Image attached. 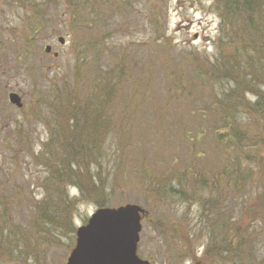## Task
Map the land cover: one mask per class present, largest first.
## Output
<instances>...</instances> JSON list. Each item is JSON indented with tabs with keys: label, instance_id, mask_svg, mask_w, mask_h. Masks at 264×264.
Instances as JSON below:
<instances>
[{
	"label": "rangeland",
	"instance_id": "rangeland-1",
	"mask_svg": "<svg viewBox=\"0 0 264 264\" xmlns=\"http://www.w3.org/2000/svg\"><path fill=\"white\" fill-rule=\"evenodd\" d=\"M131 1L135 15H117L114 34L92 13L69 38L63 0L54 12L46 0H0V264H65L96 209L126 204L146 212L137 252L152 264H264V225L247 233L250 250L231 239L228 213L214 216L224 148L209 129L217 42L234 52L264 37V0L223 21L215 0ZM244 123L264 142L261 124ZM204 124V137L187 136ZM76 135L93 139L95 161L67 165L84 152L69 146Z\"/></svg>",
	"mask_w": 264,
	"mask_h": 264
},
{
	"label": "trees",
	"instance_id": "trees-1",
	"mask_svg": "<svg viewBox=\"0 0 264 264\" xmlns=\"http://www.w3.org/2000/svg\"><path fill=\"white\" fill-rule=\"evenodd\" d=\"M113 0H63L66 7V18H68V36L75 37L78 31H83L87 14H100L97 23L103 18L110 21L104 22L106 33L114 34L110 29L118 19L124 16H117L129 12L133 16L134 8L131 0H120L114 4L110 11L104 9L112 4ZM223 7L219 13L223 21L227 15L243 16L244 13L254 11V7L262 0H215ZM53 12L59 7L56 0L51 1ZM104 7V8H102ZM115 16H117L115 18ZM237 31L245 32L242 25L235 24ZM234 26V24H233ZM90 27H93L92 25ZM226 40L218 41L216 51L218 58L214 59L216 81L222 82L221 89L217 90L215 100L211 99L216 108V125L209 126L211 134L216 135V140L222 144L224 170H221L214 180L215 191L223 188V195L217 196L214 200L215 217H223L228 213L229 223L226 230L230 231V237L239 236V246L252 249V242L248 240L247 233L256 225H264V147L259 148L263 141H258L256 135L244 123L253 117V122L261 124L260 132L264 133V37L240 39L239 45L234 52H226L224 46ZM229 41V40H228ZM102 52H100L101 54ZM214 77V74H211ZM204 102H201L203 105ZM71 128L69 131H76L77 123L75 115L70 119ZM207 124L202 125L198 131H191L187 136L198 133L201 137L206 134ZM93 139L76 135L69 141L73 148V154L77 151H84L77 155L73 162L68 161L67 165H74L79 156L88 158L92 155ZM197 146L198 143L196 144ZM194 151V143L190 142ZM188 171L195 165L189 164ZM72 185L82 192L85 191V183L80 178L78 181L72 179ZM66 180V184H67ZM96 184V181H93ZM92 182V183H93ZM203 186L205 181H201ZM228 206V207H227ZM225 207V209H223ZM218 215V216H217ZM74 230V229H73ZM264 230V229H262ZM263 240L260 238L257 242ZM253 253V251H251ZM254 254V253H253Z\"/></svg>",
	"mask_w": 264,
	"mask_h": 264
},
{
	"label": "water",
	"instance_id": "water-1",
	"mask_svg": "<svg viewBox=\"0 0 264 264\" xmlns=\"http://www.w3.org/2000/svg\"><path fill=\"white\" fill-rule=\"evenodd\" d=\"M49 50L45 48L47 53ZM8 96L9 104L21 108L16 94ZM145 214L135 204L97 209L88 223L75 231L76 245L65 264H149L141 260L136 252L142 231L141 217Z\"/></svg>",
	"mask_w": 264,
	"mask_h": 264
},
{
	"label": "flooded vegetation",
	"instance_id": "flooded-vegetation-1",
	"mask_svg": "<svg viewBox=\"0 0 264 264\" xmlns=\"http://www.w3.org/2000/svg\"><path fill=\"white\" fill-rule=\"evenodd\" d=\"M51 6V0H46V8H48V7H50ZM55 55V54H54ZM10 92L11 91H9V93L8 94H10ZM22 97L20 96V99H21ZM13 107V106H12ZM14 108H16V107H14ZM24 108V106H23V103H22V106H21V109H17V110H19V111H21L22 109ZM87 223V222H86ZM85 223V224H86ZM85 224H83V225H85ZM76 238V237H75ZM144 260V259H143ZM147 262H149L150 264H152V262L148 259V260H146ZM196 264H199V263H196Z\"/></svg>",
	"mask_w": 264,
	"mask_h": 264
}]
</instances>
